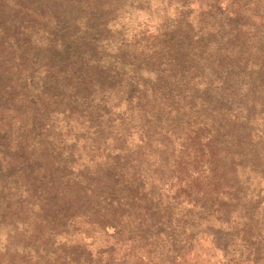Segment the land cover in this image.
<instances>
[{"label":"trees","instance_id":"obj_1","mask_svg":"<svg viewBox=\"0 0 264 264\" xmlns=\"http://www.w3.org/2000/svg\"><path fill=\"white\" fill-rule=\"evenodd\" d=\"M162 3L112 45L115 0H0V264H264V0ZM73 225L113 243L53 249Z\"/></svg>","mask_w":264,"mask_h":264},{"label":"rangeland","instance_id":"obj_2","mask_svg":"<svg viewBox=\"0 0 264 264\" xmlns=\"http://www.w3.org/2000/svg\"><path fill=\"white\" fill-rule=\"evenodd\" d=\"M147 3H142V0H115V5L117 7L116 12L111 15L115 18V24L112 29L109 30V38L112 40L113 44L124 40L125 43L132 42L136 40L137 42H144V39L150 35L151 32H155L161 27L168 19H173L172 12L168 9L164 10V3L162 0H147ZM174 1V0H173ZM148 6L149 9L146 11L143 7ZM20 32L16 28H9V24L6 28H0V40L6 36L11 37L14 40L21 39ZM133 43V42H132ZM119 79L115 80V83ZM75 118V117H74ZM80 120L73 121V127L76 132H82L84 127L79 125ZM253 125L259 128L260 133L264 135V125H262L261 120H255L252 122ZM76 127V128H75ZM264 138V137H263ZM72 139V138H69ZM261 181L259 177L257 181ZM260 186L264 187V181L260 183ZM263 190V189H262ZM16 226H11L9 229H4L3 225H0V259H8L13 255L12 250L22 248L27 245V242L22 239L20 233H16ZM9 231L12 235H8ZM60 237V243H55L54 248H60L58 252L64 253H82V256H86V250H90L93 253L100 251L102 249L108 248L113 242L106 236L99 235L98 232L91 229H84L83 226L73 225L68 227L64 234ZM94 234V237H92ZM112 234L111 229H109V235ZM19 235L20 237H18ZM90 235V238H87ZM66 237V238H65ZM69 239V240H68ZM31 240V239H30ZM92 240L91 247H85L84 244H88ZM114 241V240H113ZM51 244L50 241L48 243ZM91 245V244H90ZM196 250L190 255L198 264H237L235 260H232L230 255L223 257V255L215 251L211 247L210 243L207 242L203 236H198L196 242ZM8 249L10 250H7ZM85 252V253H84ZM82 264V263H81ZM84 264V263H83ZM90 264V263H88Z\"/></svg>","mask_w":264,"mask_h":264}]
</instances>
